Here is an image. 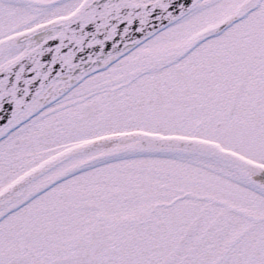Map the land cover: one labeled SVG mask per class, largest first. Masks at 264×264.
Returning a JSON list of instances; mask_svg holds the SVG:
<instances>
[{
  "label": "snow or ice",
  "instance_id": "snow-or-ice-1",
  "mask_svg": "<svg viewBox=\"0 0 264 264\" xmlns=\"http://www.w3.org/2000/svg\"><path fill=\"white\" fill-rule=\"evenodd\" d=\"M0 264H264V0H0Z\"/></svg>",
  "mask_w": 264,
  "mask_h": 264
}]
</instances>
